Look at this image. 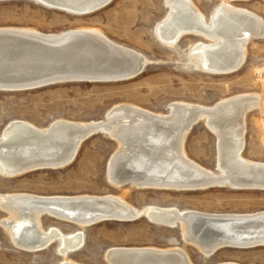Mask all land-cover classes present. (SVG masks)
<instances>
[{
    "label": "bare ground",
    "instance_id": "bare-ground-1",
    "mask_svg": "<svg viewBox=\"0 0 264 264\" xmlns=\"http://www.w3.org/2000/svg\"><path fill=\"white\" fill-rule=\"evenodd\" d=\"M26 1L84 16L76 12L87 7L106 4L107 7L114 0ZM236 1L248 0H219L207 18L192 0H165L168 14L157 24L156 37L168 48L177 47L185 36L201 37L206 41H198L189 48L190 62L209 74L235 73L246 61L250 42L264 38V20L233 5ZM2 31L29 35L0 38V81L4 82H27L111 67L123 68L126 80H130L140 75L149 61L143 54L89 28L61 33H42L23 27L0 28ZM71 33L85 35L69 38ZM44 36L55 42H41L39 37ZM62 37L67 38L59 40ZM255 108L264 113V95H235L213 106L173 102L166 115L128 103L118 104L107 113L105 121L79 123L60 119L46 128L14 121L0 137V174L12 178L35 169L64 168L76 159L81 145L95 130L117 142L107 169L108 180L116 188L130 184L137 189L166 191L215 187L264 191V163L243 155L246 115ZM199 121H205L216 135L217 172L193 161L186 152L187 135ZM0 209L7 214L0 223L15 247L38 252L60 240L62 264H79L67 256L81 247L83 233L66 235L59 228L46 230L42 224L44 215L82 227L100 221H132L142 217L157 225L181 226L184 241L210 258L223 248L264 246V212L216 214L158 206L139 209L124 195L42 196L26 192L0 194ZM106 259L109 264H193L187 250L180 247H114L107 251Z\"/></svg>",
    "mask_w": 264,
    "mask_h": 264
},
{
    "label": "rangeland",
    "instance_id": "rangeland-1",
    "mask_svg": "<svg viewBox=\"0 0 264 264\" xmlns=\"http://www.w3.org/2000/svg\"><path fill=\"white\" fill-rule=\"evenodd\" d=\"M164 1L114 0L109 6L84 16L50 9L32 1H0V28H33L42 33L89 28L149 60L143 72L130 80L68 82L28 91L0 90V137L14 121H26L40 128L60 119L79 123L105 121L107 113L118 104L128 103L166 115L173 102L213 106L235 95H264V38L250 42L246 61L239 71L226 75L202 72L190 62L188 51L193 44L205 39L188 35L175 48H168L157 39L155 28L168 14ZM192 1L207 18L219 4V0ZM232 4L264 20V0ZM261 112L260 108H255L246 115L243 155L264 163V113ZM116 148L115 140L106 134L95 133L81 145L76 159L64 168L34 170L12 178L0 174V194L124 195L139 209L158 206L216 214L264 212V191L261 190L215 187L166 191L137 189L130 184L116 188L107 176L108 163ZM185 149L190 159L204 168L218 171L216 135L205 121H199L189 131ZM6 215L0 209V220ZM42 224L46 230L59 228L66 235L83 233L81 247L67 256L79 264H109L106 254L114 247H180L187 250L193 264H264V246L223 248L211 258L205 257L184 241L181 226L157 225L145 217L132 221L106 220L82 227L72 221L44 215ZM6 232L0 223V264H62L60 240L42 251L27 252L15 247Z\"/></svg>",
    "mask_w": 264,
    "mask_h": 264
},
{
    "label": "water",
    "instance_id": "water-1",
    "mask_svg": "<svg viewBox=\"0 0 264 264\" xmlns=\"http://www.w3.org/2000/svg\"><path fill=\"white\" fill-rule=\"evenodd\" d=\"M0 1H14V0H0ZM107 5V4H106ZM106 5H103L102 7L97 8V6L94 7H87L83 10H79L76 13L81 15H89L93 14L96 11H99L101 8L105 7ZM85 34L81 33H71L69 35V38L76 37L78 39L80 36H83ZM5 36H11V37H18V36H29L28 33H19L16 31H2L0 32V38ZM38 37V36H37ZM67 38V37H66ZM62 37L59 40L66 39ZM41 42H44L46 44H51L52 42H55L51 40V38H48L46 36L39 37ZM100 44V43H99ZM104 44V43H103ZM104 46V45H103ZM112 69L106 68L102 70L97 71H75L71 73H65L60 76L54 75L49 77H43L40 80H30L27 82H18V83H11V82H4L0 81V90L1 91H28V90H35L40 89L44 87H48L51 85H56L60 83H68V82H112V81H125L126 80V74H123L124 69ZM95 133H98V131L93 130L89 135L88 138L94 135ZM3 138V137H2ZM1 138V140H2ZM40 170V169H35ZM34 171V170H32ZM31 172V171H29Z\"/></svg>",
    "mask_w": 264,
    "mask_h": 264
}]
</instances>
